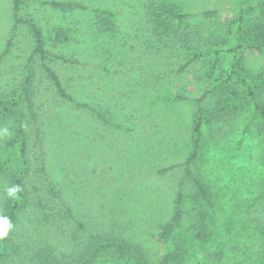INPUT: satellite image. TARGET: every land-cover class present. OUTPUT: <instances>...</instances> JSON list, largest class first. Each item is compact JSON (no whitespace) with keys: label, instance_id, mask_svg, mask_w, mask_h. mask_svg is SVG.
<instances>
[{"label":"rangeland","instance_id":"1","mask_svg":"<svg viewBox=\"0 0 264 264\" xmlns=\"http://www.w3.org/2000/svg\"><path fill=\"white\" fill-rule=\"evenodd\" d=\"M50 1L68 5L53 7ZM163 2L175 4L187 17L182 24L175 20L177 32L161 38L153 32L151 11ZM241 2L22 0L20 16L40 25L48 50L82 63L76 70L71 63L52 62L65 84L109 119L101 122L65 103L40 73L35 100L44 145L30 134V169L36 173V156L44 157L48 177L91 232L114 233L143 246L153 261L172 252L185 234L190 239L184 245L185 261L174 264H259L263 259L264 119L239 80L249 83L264 105V54L245 53L240 79L230 82L239 97L223 114L210 113L225 91L215 87L232 72ZM209 11L215 13L206 15ZM12 12L13 0H0V54L12 41L0 63V96L20 88L34 49L32 30L25 23L13 29ZM205 92L207 119L194 174L213 193L210 217L222 244L214 249L193 239L188 216L167 238L161 236L179 188L187 196L186 210L199 199L192 178L185 175V162L193 151L198 99ZM15 123L0 121V142L12 136L8 127ZM19 148L16 144L2 152L9 162L0 169L21 170ZM39 176L34 179L42 185ZM3 185L0 176V200L6 194Z\"/></svg>","mask_w":264,"mask_h":264},{"label":"trees","instance_id":"2","mask_svg":"<svg viewBox=\"0 0 264 264\" xmlns=\"http://www.w3.org/2000/svg\"><path fill=\"white\" fill-rule=\"evenodd\" d=\"M47 3L59 8L68 5L67 2L61 1ZM21 5L22 0H13V29L22 23L27 24L32 30L34 49L26 70V77L20 83V88L0 96V121L13 119L16 121L14 125L8 127L10 131H13V137L10 135V138L0 142V144L4 142L2 152H7L11 147L19 144L18 153L23 160L22 168L19 171L0 169L3 186H6V194L3 193V198L0 200V217H8L12 224L10 228L6 224L0 225V230L8 228V234L0 238V264H107L111 262V259H114L116 264L183 263L186 258L184 245L190 240L188 235L180 237L181 239L172 252L160 260L153 261L143 246L140 247L114 233L91 232L84 216L78 213V210L73 206H70L66 200H63V191L48 177L44 157L36 156L35 172L37 174L32 173L30 169L32 159L28 156L30 134H35L36 144L39 140L40 145H44L41 140V128L37 125L40 115L35 100L40 88L37 79L40 73H42L40 79L44 75V79H48L51 83L54 94L62 101L70 103L73 108L95 114L101 122L107 123L109 119L102 110L94 107L91 100L88 101L87 98L79 100L75 97L54 64L71 63L74 69L78 70L83 66L82 63L78 59L72 60L62 54L50 52L40 25L20 16ZM105 12L109 13V11ZM211 12L215 13L209 11L205 14ZM151 16V21L155 26L153 32L161 38L175 31L176 19L182 24L187 17L186 14L178 10L175 4H167V2L161 3L158 7L153 6ZM238 23V45L233 49L235 60L232 72L224 83L215 87L218 88L222 85L225 91L222 93L220 103L211 109V115L223 114L228 109L231 100L239 97L237 88L230 82L235 77L240 79L245 53L255 51L264 54V0H242ZM59 35L62 34L59 33ZM11 46L10 39L7 47L0 54V63L10 52ZM35 56L39 58V66L34 61ZM239 82L246 85V91L254 101L256 111L264 119V105L261 104L254 88L244 79H240ZM207 94L209 92H205L203 97L198 99V110L195 115L192 136L193 151L185 162V175L192 178L197 187L195 196L199 199L197 201L192 196L191 199H195V204L193 203L195 208H192L191 211L190 209L186 210L187 196L182 188H179L170 210L171 218L163 226L161 236L167 238L174 226L188 216L191 220L190 227L193 228L190 233L193 239L203 244L209 243V247L212 246L209 249H214V246L221 243L218 240L215 218L210 217L212 216L211 210L215 209L213 193L203 177L194 174V164L199 159L202 150L203 131L207 119L202 102ZM80 135L82 134L80 133ZM2 152L0 147V168L9 162ZM35 175H40L39 178L43 179V186L34 179ZM10 190H12L11 195L9 194ZM192 211H194V215L191 218L189 215ZM259 264H264V257L259 261Z\"/></svg>","mask_w":264,"mask_h":264},{"label":"clouds","instance_id":"3","mask_svg":"<svg viewBox=\"0 0 264 264\" xmlns=\"http://www.w3.org/2000/svg\"><path fill=\"white\" fill-rule=\"evenodd\" d=\"M10 195L12 194V190H10ZM8 225L9 228L12 227L11 220L8 217H0V225ZM8 234V228L0 230V238Z\"/></svg>","mask_w":264,"mask_h":264}]
</instances>
